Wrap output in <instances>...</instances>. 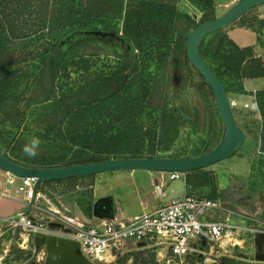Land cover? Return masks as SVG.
I'll use <instances>...</instances> for the list:
<instances>
[{
	"label": "trees",
	"instance_id": "trees-1",
	"mask_svg": "<svg viewBox=\"0 0 264 264\" xmlns=\"http://www.w3.org/2000/svg\"><path fill=\"white\" fill-rule=\"evenodd\" d=\"M124 2L100 0L103 8L96 7V11L93 5L88 4L84 7L86 22L75 28L90 27L118 33L121 22L124 39L130 45L128 48V44H123L121 62L92 70L95 60L87 58L84 53L73 54L69 59L76 70L67 71V66L64 67L58 77V94L48 107L41 109L51 121L35 132L41 151L38 147L34 157L28 156L24 152L25 140L20 136L15 138L0 126V152L3 155L20 165L51 168L118 158L196 157L218 144L221 136L216 126L213 136L189 154H167L179 138L180 120L184 115L179 107L171 106L162 94L161 100L156 103L159 69L156 72L148 70L151 61L169 63L178 73L183 69L191 73L192 69L200 78L198 84H193L215 102L210 87L190 64L185 48L191 30L217 17L215 0H191L201 12L199 20L167 3L154 0ZM51 5L60 11L47 19L50 23L64 21L72 24L82 7L75 0H52ZM47 20L45 18V22ZM13 25L10 14L0 16V89L5 87L4 92L8 95L0 91V109L2 101L11 97L9 87H16L14 72L9 70V63L6 62L10 58L9 48L2 43L15 38L16 28ZM98 25L101 27L97 28ZM89 38L96 37L78 36L62 50L61 41L55 42V47L57 51L71 54L84 45L77 43ZM200 52L228 93H243L244 80L264 77V61L257 56L254 48L239 47L225 29L206 36ZM254 98L264 127V90L256 91ZM215 114L221 122L216 107ZM23 135L26 136L25 133ZM202 171L198 169L186 173L187 183L194 185L189 193H198L197 188L204 184Z\"/></svg>",
	"mask_w": 264,
	"mask_h": 264
},
{
	"label": "rangeland",
	"instance_id": "rangeland-1",
	"mask_svg": "<svg viewBox=\"0 0 264 264\" xmlns=\"http://www.w3.org/2000/svg\"><path fill=\"white\" fill-rule=\"evenodd\" d=\"M81 5V10L77 11L78 18L69 23H50L48 20L53 14L59 13V9L51 5L52 0H0V16L9 15L14 21L16 28L15 38L3 41V46L9 48L10 58L8 68L14 72V85L8 89V97L3 102L0 109V126L9 131L17 138L20 136L30 144L33 138H37L35 132L43 128L50 118L47 113L41 110L52 102L53 98L60 90L58 79L61 71L66 67L67 71L76 70V66L71 64L73 54L84 53L87 58H92L95 62L92 70L104 69L108 65L118 64L120 58L124 56V45L126 43L121 22L119 32L115 33L119 38L100 36L92 34H74L76 32L102 31L88 27L75 29L86 22L84 7L88 4L103 8L100 0H75ZM161 3L175 5L179 10L190 13L199 20L201 12L194 6L191 0H154ZM224 0H216V15L223 14L227 7L221 4ZM232 1V0H231ZM238 0H233L237 2ZM49 2V4H48ZM63 2V1H61ZM126 2V0H125ZM124 2V3H125ZM232 5V4H228ZM260 14L264 15V5L257 8ZM46 18V22H45ZM98 25L97 28H100ZM75 29L70 34L68 31ZM74 34V35H72ZM78 36H94L77 44H84L69 54L57 51L55 42H60L61 50L71 44ZM137 53V51H135ZM93 53H98L94 55ZM189 67V66H188ZM159 69V86L156 96V103L165 96L171 106H177L184 115L180 120V135L173 144L171 151L167 154H189L197 146H201L204 140L213 136V130L217 126L219 135L223 133V123L215 114L213 99L203 95L193 84H198L200 78L191 69H183L179 73L174 66L169 63H158L151 61L148 70L156 72ZM260 88L264 87V79ZM5 87H1L3 94ZM8 96V95H7ZM229 99L239 101V97L234 92L228 93ZM255 99V98H254ZM250 99L248 103L251 101ZM43 111V112H42ZM234 117L238 126L245 133V141L233 156L219 163L209 166L202 171L201 180L203 185L197 188L196 194L213 201L230 202L243 206V201L247 197H260L264 192V127L260 113L251 110L239 103V107L234 111ZM22 133L26 136H22ZM208 141V140H207ZM38 148L36 150V153ZM41 151V147H39ZM157 173L138 170L133 173H123L120 171L106 172L95 175L93 178L72 179L60 182L41 183L38 191L42 193L40 202L50 206V203L59 205L60 202L66 204L72 210H78L83 214H90L91 205L99 198L112 195L114 197L116 211L124 210L127 215H139L143 212L142 202L154 200L155 189L152 180ZM7 185L12 189L17 188L20 183L7 181ZM185 192L182 179L168 180L167 186L163 189L162 202L180 197ZM146 193V194H145ZM150 196V197H149ZM120 198V203L115 200ZM151 198L152 200H143ZM211 197V198H209ZM216 198V199H215ZM156 199V198H155ZM86 200L88 208L80 205ZM118 204V205H117ZM120 207V208H119ZM254 212L253 209H251ZM16 234L4 233L0 237V264H31V249L23 250L14 241ZM257 236L244 234L239 237V244L230 247L232 257H239L245 254L248 259H254L257 254H264V241L257 243ZM260 246V248H259ZM208 252V249L205 250ZM215 257L211 255L197 256L190 261V264H219ZM165 259H161L155 252L128 253L115 259L109 264H166ZM172 264V263H171Z\"/></svg>",
	"mask_w": 264,
	"mask_h": 264
},
{
	"label": "built area",
	"instance_id": "built-area-1",
	"mask_svg": "<svg viewBox=\"0 0 264 264\" xmlns=\"http://www.w3.org/2000/svg\"><path fill=\"white\" fill-rule=\"evenodd\" d=\"M229 103L234 113L239 102L229 99ZM244 107L259 112L255 99L244 103ZM157 175L151 182L156 199L143 201L141 214L116 211L113 218L88 217L62 202L44 205L40 202L42 193L38 188L34 190L35 180L21 178L17 188H9L2 195L21 198L27 210L18 212L17 217L0 218V237L7 232L16 234L17 246L31 249L32 258L28 260L31 264H41L46 257L45 248L34 244L36 236L78 242L81 253L92 264H109L128 253L148 251L166 258V264H190L197 256L207 254L214 256L216 263L224 256L236 258L231 256L230 247L239 244L241 235L264 234V200L257 198L254 212L244 205L213 201L189 192L162 202L168 180L181 179L184 173L157 172ZM31 200L33 204L29 206ZM50 223L62 226L52 227Z\"/></svg>",
	"mask_w": 264,
	"mask_h": 264
},
{
	"label": "water",
	"instance_id": "water-1",
	"mask_svg": "<svg viewBox=\"0 0 264 264\" xmlns=\"http://www.w3.org/2000/svg\"><path fill=\"white\" fill-rule=\"evenodd\" d=\"M262 5H264V0H238L220 16L199 24L191 30L187 37L185 48L189 62L210 87L215 98L217 112L223 123L221 139L209 152L196 157L118 158L51 168L20 165L0 152V170L18 178L35 180L34 190H36L41 183L64 181L114 171L132 173L143 170L185 174L198 169H205L233 156L242 147L246 136L236 122L224 84L201 56L200 47L202 40L206 36L227 28L251 9ZM74 34H92L119 38L115 33L102 31H82ZM32 204L33 200L29 202V206H32ZM89 211L91 212L87 215L88 217L113 218L116 212L114 197L109 195L99 198L91 205ZM13 217H17V215ZM50 225L52 227L62 226L60 223H50ZM256 240L257 243H263L264 234L258 235ZM34 244L37 248L44 247L46 250V257L41 264H92L81 253L78 242L55 236H36ZM205 245V241H202V246ZM219 264H264V254H257L254 259H248L245 254H240L238 258L224 256L220 259Z\"/></svg>",
	"mask_w": 264,
	"mask_h": 264
},
{
	"label": "crops",
	"instance_id": "crops-1",
	"mask_svg": "<svg viewBox=\"0 0 264 264\" xmlns=\"http://www.w3.org/2000/svg\"><path fill=\"white\" fill-rule=\"evenodd\" d=\"M216 1V0H215ZM234 4L233 0H224L221 4L225 7L230 8L232 5L228 4ZM255 7L248 11L246 14L242 15L239 19H237L235 22H233L231 25H229L227 28H225L227 35L241 48L244 47H253L254 51L256 52L257 56H259L264 61V15L260 14L261 11H259ZM264 79V77L255 78V79H247L243 82V93H236L239 97V103H246L250 99H254V93L256 91L264 90V87L260 88L258 86H261V82ZM133 173V172H132ZM157 173V172H153ZM158 175L156 174L153 176L156 178ZM6 177V178H5ZM5 179V180H4ZM184 182L185 186V192L184 194L190 192L192 189H194V185L192 183H187V176L186 173L184 174V177L181 178ZM3 183L1 184V181ZM20 183L21 178H18L14 175H7L6 172L0 170V218H10L15 216L18 212L26 211L27 208L25 207V204L22 202L21 198L16 197H8L2 195V193L7 189H12L7 184V181ZM14 190V189H13ZM146 194V193H145ZM183 194V195H184ZM264 192L260 197V200L263 199ZM154 196V195H153ZM150 197V196H149ZM115 200H118V203H120V198L115 197ZM143 200H152L151 198L143 199ZM257 199L253 197H247L243 201V205L249 209H253V204ZM116 202V201H115ZM118 205V204H117ZM264 205V204H263ZM26 208V209H25ZM120 208V207H119ZM118 211H124V210H118Z\"/></svg>",
	"mask_w": 264,
	"mask_h": 264
},
{
	"label": "clouds",
	"instance_id": "clouds-1",
	"mask_svg": "<svg viewBox=\"0 0 264 264\" xmlns=\"http://www.w3.org/2000/svg\"><path fill=\"white\" fill-rule=\"evenodd\" d=\"M40 145V140L39 138H33L30 142V144L25 145L24 147V152L30 156L34 157L36 155V150Z\"/></svg>",
	"mask_w": 264,
	"mask_h": 264
},
{
	"label": "flooded vegetation",
	"instance_id": "flooded-vegetation-1",
	"mask_svg": "<svg viewBox=\"0 0 264 264\" xmlns=\"http://www.w3.org/2000/svg\"><path fill=\"white\" fill-rule=\"evenodd\" d=\"M80 205L83 206L84 208H88V206H89V204L87 203L86 200L81 201Z\"/></svg>",
	"mask_w": 264,
	"mask_h": 264
}]
</instances>
